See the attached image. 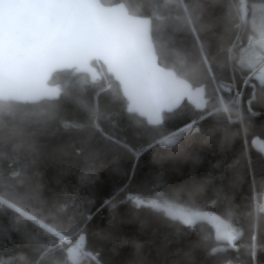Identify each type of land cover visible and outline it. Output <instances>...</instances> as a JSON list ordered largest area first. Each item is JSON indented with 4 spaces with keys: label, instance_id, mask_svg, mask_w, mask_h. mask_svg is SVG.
Instances as JSON below:
<instances>
[{
    "label": "trees",
    "instance_id": "trees-1",
    "mask_svg": "<svg viewBox=\"0 0 264 264\" xmlns=\"http://www.w3.org/2000/svg\"><path fill=\"white\" fill-rule=\"evenodd\" d=\"M101 1L107 6L124 3L130 14L153 18L154 44L160 62L193 85H207V95L213 97L203 116L190 103L183 104L182 115L195 119L198 130L185 134L176 147L162 150L172 152L191 138H204L224 127L234 131L238 135L236 159L243 156L245 143L251 163V176L245 178L240 188L261 200L264 152L259 151L256 143H264V87L255 79L245 87L242 79L248 70L242 74L239 62L249 39L256 34L250 22L251 5L257 8L264 5V0H246L250 5L248 23L240 28L236 27L237 12L233 7L239 0H183L189 12L199 15L195 32L187 23L183 8L175 6L177 0H173V6L159 10L154 5L164 4L165 0ZM156 14L167 19L156 21ZM201 44L211 54V65L218 79L230 80L233 68L236 69L239 87L233 88V95L237 90L243 93L241 107L231 102L232 95L225 93L230 112L215 111L221 104L215 99L213 86L199 63ZM93 65L99 72L95 81L77 70L60 72L51 81L61 90L57 99L21 104L15 117L6 118V128L0 129V194L4 191L5 178L23 193L39 189L41 200L25 201V206L44 224L59 228L69 236L82 224L88 251L93 256L98 254L101 264H158L161 258L171 259L189 250L203 253L201 264H210L214 258L230 253L237 257L248 255L246 246L252 240L245 239L246 227L229 221L212 207H203L193 189L165 188L147 193L130 189L138 156L155 145L154 138L163 129L149 125L137 114H130L120 86L99 63ZM81 81H87L83 90ZM229 116H242V121L230 124ZM184 122V119L171 118L167 125L175 130ZM93 123L99 124L103 135L93 132ZM65 124L88 127L76 130L66 128ZM150 144L153 146L149 147ZM130 194L168 200L178 211L214 214L223 227L231 225L242 230V238L236 241L240 250L235 248L210 256L211 247L226 244L216 241L217 228L210 220L203 219L195 227H189L163 212L135 207L127 199ZM65 203L75 206H69L64 213L54 210ZM48 235L45 228L30 221L17 224L13 210L0 206L2 264H35L39 259L38 251L48 243ZM256 242L264 245V212L259 211ZM57 258L49 254L45 257L46 264H54ZM257 258L264 260V252L258 249ZM85 264H95V260L86 259Z\"/></svg>",
    "mask_w": 264,
    "mask_h": 264
},
{
    "label": "snow or ice",
    "instance_id": "snow-or-ice-1",
    "mask_svg": "<svg viewBox=\"0 0 264 264\" xmlns=\"http://www.w3.org/2000/svg\"><path fill=\"white\" fill-rule=\"evenodd\" d=\"M171 6L173 0L154 5L157 10ZM175 6L183 8L187 23L195 32L194 25L199 15L189 12L183 0H177ZM233 7L237 12L236 27L246 25L250 5L246 0H239ZM251 8L255 26L256 6L251 5ZM259 11L260 27L264 30V5L260 6ZM154 19L163 22L167 17L156 14ZM154 37L153 18L130 17L119 7H106L101 0H0V129L6 128L7 117L17 115L21 103H35L45 98L51 100L59 95V89L48 88L45 83L54 73L68 68L83 70L90 62L103 61L110 77H114L123 89V95L128 101L127 111L130 114L138 113L147 118L149 125L163 129L154 138V146L165 150L176 147L185 134L198 130L195 119L182 115V102L190 101L203 116L213 97L207 95V85H193L179 78L175 70H168L160 62ZM200 52L199 63L213 86L215 99L221 104L215 111L228 113L230 108L225 102L224 94L232 95L231 102L236 104L241 102L243 95L239 90L233 95V88L239 87L236 69L233 68L230 80L222 81L217 78L211 65V54L203 44ZM239 63L242 74L245 69L248 70V74L243 75L242 79L245 87L253 79L264 87V41L260 42L258 51L250 45L248 54ZM96 78L93 74V81ZM86 85L87 81H81V90ZM251 86L255 89V84ZM248 103L250 108L251 100ZM171 118L184 119L185 122L182 127L172 130L167 125ZM65 127L80 130L88 125L65 124ZM91 128L98 135L104 134L99 124L93 123ZM7 138L8 133L5 132V139ZM259 151L264 152V145ZM14 175L18 176L19 173ZM127 199L137 208L163 212L170 219L189 227H195L198 221L205 218V213L197 210L178 211L168 200L146 199L131 194ZM28 200L40 201V190L23 193L17 185L9 184L5 178L0 206L13 210L17 224L30 221L45 228L49 234L48 243L38 251L39 259L35 264H46L45 257L49 254L58 257L54 264H85L86 259H93L95 264H101L98 254L93 256L88 251L82 224L69 236L61 229L50 227L38 219L35 212L25 206V201ZM69 206L75 205L65 203L54 210L64 213ZM255 206L259 212H264V202H257ZM242 236V230L231 225L223 228L218 226L216 229V241L225 242L228 247L237 248L236 241ZM258 249L264 252V245H258L256 236L253 235L252 242L246 246L251 264H264V260L257 258ZM225 250L223 247H211L209 255L215 256ZM226 264L233 262L227 261Z\"/></svg>",
    "mask_w": 264,
    "mask_h": 264
},
{
    "label": "rangeland",
    "instance_id": "rangeland-1",
    "mask_svg": "<svg viewBox=\"0 0 264 264\" xmlns=\"http://www.w3.org/2000/svg\"><path fill=\"white\" fill-rule=\"evenodd\" d=\"M260 6L255 8L256 24L254 34L242 51L248 54L252 45L257 51L264 41V30L260 27ZM237 133L221 128L204 138H191L179 149L166 153L162 148L153 146L139 155L133 172L130 189L138 192H157L165 188L187 187L195 191L203 207H212L229 221L246 227L245 239L256 236L257 212L255 198L240 187L246 177L251 176L249 147L244 143L243 156L236 159ZM264 145L263 142H261ZM260 143H256L261 148ZM198 181V184H194ZM214 214L205 213V218L223 228L214 219ZM203 253L197 250L184 251L171 259L161 258L158 264H201ZM251 264L248 255L237 257L233 253L214 258L210 264Z\"/></svg>",
    "mask_w": 264,
    "mask_h": 264
},
{
    "label": "water",
    "instance_id": "water-1",
    "mask_svg": "<svg viewBox=\"0 0 264 264\" xmlns=\"http://www.w3.org/2000/svg\"><path fill=\"white\" fill-rule=\"evenodd\" d=\"M101 3H102V1H101ZM105 6H106V7H119V8H121L123 11L127 12V14H128L130 17H133V18H149V17H140V16H135V15H133V14H130V12H129L127 6H126L124 3H120V4H116V5H111V6H107V5H105ZM154 45H155V44H154ZM155 48H156V46H155ZM156 52H157V50H156ZM157 55H158V53H157ZM158 58H159V56H158ZM94 63H95V62H90L89 66H88L87 68L83 69V70H78V69H74V68H68V69H63V70L59 71L58 73H60V72H66V71H67V72H70V71H73V70H77V71H79V72H81V73L88 74V75H90V76H92V77H93V74H95L96 77L98 78V77H99V72H98V69L93 65ZM97 63H99L102 67H104L105 70H106V72L108 73V71H107V66H106V65H103V61H100V62H97ZM167 69H168V68H167ZM168 70H173V69H168ZM58 73H54L51 77H49L48 81L45 82L48 88H57V89H59L57 86H54V85L51 84V81H52L53 77H54L56 74H58ZM108 74H109V73H108ZM109 75H110V74H109ZM113 79H114V81L119 85V82L116 81L114 77H113ZM181 79H182V78H181ZM184 80H185V79H184ZM186 81H187V80H186ZM119 86H120V85H119ZM120 88H121V91H122V93H123V89H122L121 86H120ZM206 93H207V91H206ZM60 94H61V90L59 89V95H58L56 98L51 99V100L45 98V99H43L42 101H53V100L57 99V98L60 96ZM123 96H124V95H123ZM124 98H125V100L127 101V98H126V97H124ZM42 101L35 102V103H33V102H28V103H21V104H38V103H41ZM186 102H188V103H190L191 105H193V104H192L190 101H188V100H185V101H183L182 103L185 104ZM127 103H128V101H127ZM193 106H194V105H193ZM206 109H207V108H206ZM199 111H200V110H199ZM205 111H206V110H205ZM137 115L140 116L141 118H143V119H145V120L147 121V118H146V117L141 116V115L138 114V113H137ZM147 123H148V122H147ZM219 247H223V248L226 249L225 251L220 252V253H227V252H230V251L235 250V248L228 247L226 244L221 245V246H219ZM217 254H218V253H217Z\"/></svg>",
    "mask_w": 264,
    "mask_h": 264
},
{
    "label": "built area",
    "instance_id": "built-area-1",
    "mask_svg": "<svg viewBox=\"0 0 264 264\" xmlns=\"http://www.w3.org/2000/svg\"><path fill=\"white\" fill-rule=\"evenodd\" d=\"M108 88H109V87H108ZM241 102H242V99H241ZM241 102H240L239 104H237L239 107H241ZM239 121H242V116H240L239 118H231V119L229 120L230 124H235V123H237V122H239ZM257 202H264V196L262 197L261 200H259L258 197H255V204H256ZM256 209H257V208H256Z\"/></svg>",
    "mask_w": 264,
    "mask_h": 264
}]
</instances>
